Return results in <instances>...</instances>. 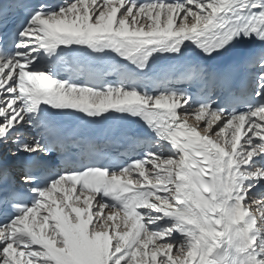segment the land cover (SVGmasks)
<instances>
[{
	"label": "snow or ice",
	"instance_id": "1",
	"mask_svg": "<svg viewBox=\"0 0 264 264\" xmlns=\"http://www.w3.org/2000/svg\"><path fill=\"white\" fill-rule=\"evenodd\" d=\"M0 264H264V0H0Z\"/></svg>",
	"mask_w": 264,
	"mask_h": 264
}]
</instances>
